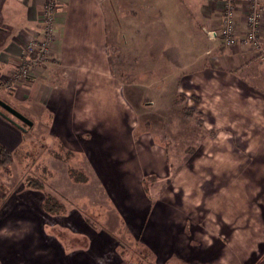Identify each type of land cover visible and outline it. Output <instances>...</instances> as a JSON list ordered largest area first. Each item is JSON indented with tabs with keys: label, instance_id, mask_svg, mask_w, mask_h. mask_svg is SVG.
Here are the masks:
<instances>
[{
	"label": "crops",
	"instance_id": "0c3cea01",
	"mask_svg": "<svg viewBox=\"0 0 264 264\" xmlns=\"http://www.w3.org/2000/svg\"><path fill=\"white\" fill-rule=\"evenodd\" d=\"M59 2L64 13L57 19L61 36L54 54L58 58L50 56L41 75L17 85L5 102L26 117L24 106L38 108V120L27 117L30 127L39 123L50 142L58 140L66 150L85 154L112 193L128 230L135 231L138 221L146 222L143 241L156 259L168 252L194 255L199 264H264V96L241 73L251 64L263 67L264 60L206 37L213 43L205 48L200 63L185 72L187 78L180 82L183 89L178 90L195 96L206 130L214 133L211 149H202L212 161L211 169H200L203 182L189 183L186 180L195 176L196 167L193 162L182 166L152 203L146 199V211L140 207L144 206L141 179L149 172L166 176L165 149L145 133L132 136L135 123L129 114L134 107L109 67L105 0ZM179 2L190 8L188 18L196 20L201 33L215 24L218 1ZM41 6V0L0 2L4 23L0 26V77L23 55L24 35L17 26L35 27ZM0 125L8 131L4 133L7 139H18L13 123L2 114ZM3 135L0 141L6 144ZM253 142L257 143L254 148ZM235 144L239 151L233 148ZM220 154L228 156L217 159L222 164L214 161ZM12 188L0 204V264L93 263L91 234L82 231L89 245L67 249L56 233L44 227L41 197L29 192L34 188L22 182ZM1 196L0 190V200ZM187 205L193 207L196 218L190 228L195 246L184 244L186 223L191 220L179 214ZM178 222L180 228L173 227ZM105 261L101 257L97 263Z\"/></svg>",
	"mask_w": 264,
	"mask_h": 264
},
{
	"label": "rangeland",
	"instance_id": "374dc122",
	"mask_svg": "<svg viewBox=\"0 0 264 264\" xmlns=\"http://www.w3.org/2000/svg\"><path fill=\"white\" fill-rule=\"evenodd\" d=\"M41 1L37 25L17 26L24 35L23 41L31 35H35L37 40L45 35L47 23L43 20V11L44 4L49 0ZM50 1L53 5L56 2L61 6L59 0ZM215 1L219 2L215 24L201 29L205 36L197 28L196 20L192 16L188 18L190 8L181 5L179 0H105L102 5L111 74L122 81L123 92L134 107L128 113L135 123L132 136L136 138L139 133H145L147 139L165 149L166 176L159 178L149 172L141 179L139 191L140 196H144V206L139 205L142 209L146 210L147 200L152 203L160 192L166 190L182 166L190 167L193 162L196 167L195 176L186 180L189 183L197 180L203 182V175H199V172L202 173L200 169H211L212 161L202 154V149H211L210 137L214 133L206 130L195 96L190 91L179 90L183 89L180 82L187 78L185 72L200 63L205 48L213 43L207 39L211 38L207 30H220V22L225 13L223 7L228 1ZM230 4L237 28L235 44H227L218 33L211 39H216L224 48H239L251 53V58L264 60V0H231ZM256 11L261 12L259 23L246 25L247 14H255ZM50 12L54 14V10ZM57 12L60 15L64 13L61 9L55 14ZM59 17L55 16L56 23ZM0 26H4L2 16ZM59 30L58 39L61 36ZM248 30L253 33L252 38L244 42L242 38L246 37L244 34ZM0 45H3L1 39ZM51 56L55 58L57 54ZM20 61L21 57L14 61V67L0 77V99L3 101L9 97L7 93L15 91L17 85L25 83L24 80L36 79V76L16 79L13 71L18 68ZM241 73L247 83L255 87L257 84V89L261 90L257 92L264 96V66L251 64L250 68ZM0 110L21 126H11L16 130L18 139L9 140L4 134L8 131L0 125V135L4 134L2 139H7L6 144L1 141L0 144L12 151L13 155L9 172L4 173L0 169V184L6 193L13 191L12 187L17 183L30 184L34 190L28 191L37 194L42 200L44 227L56 233L67 249L89 245V237L82 232L85 230L91 234L95 244L91 251L92 264H100L97 261L101 257L106 260V264H199L200 260L196 256L187 254V257L185 253L167 252L156 259L143 241L146 222L138 221L140 225L135 231L128 230L112 193L105 189L85 154L66 150L58 140L50 142L43 135L45 129L39 123L27 127L2 108ZM23 111L28 113V118L38 120V108L24 106ZM252 144L253 148L257 145L256 142ZM233 148L240 150L236 144ZM222 155L214 161L218 163V158H228ZM219 164H222V160ZM228 164L231 165L232 160ZM185 169L188 170L187 167ZM32 184L37 186L33 187ZM206 191L208 194L210 189ZM47 202L52 207L51 211L44 209ZM138 202L135 198V207ZM192 208L188 206L180 209L179 215L191 220L186 223L189 226L188 236L182 237L185 239L184 244L195 246L196 242L190 241V228L196 222ZM169 223L172 221L169 220ZM179 224L181 222L173 227H179ZM99 244L103 248L98 249ZM176 246L181 248L182 245Z\"/></svg>",
	"mask_w": 264,
	"mask_h": 264
},
{
	"label": "built area",
	"instance_id": "2783aa9c",
	"mask_svg": "<svg viewBox=\"0 0 264 264\" xmlns=\"http://www.w3.org/2000/svg\"><path fill=\"white\" fill-rule=\"evenodd\" d=\"M47 1V0H46ZM228 3L224 4L223 10H225V13H223V18L220 22V30L214 31L212 29L207 30V34L214 38L217 33L221 35L223 38H225V42L227 44H235L236 41V21L233 17V8L230 4L231 0H227ZM44 11H43V20H45L46 27H45V35L42 39L37 40L35 35H31L29 38H27L26 41H23V55L21 57V61L18 63V68H15L13 71L14 76L16 79H25V78H31V77H38L41 75V73L44 70V66L49 59L51 55L55 52V43L58 39L59 34V26H57V23L54 21L55 16H58L60 14H55L56 11H60V5L56 2L54 5L52 4V1H47L46 4H44ZM51 8V9H50ZM50 10H54V14H51ZM257 13L252 14L249 13L245 17V23L246 25L252 24L256 25L259 23L258 19L260 16V11H256ZM54 22V25H53ZM56 25V26H55ZM252 32L251 30L246 31L242 40L245 42H248L249 39L252 38ZM57 59V57L55 56Z\"/></svg>",
	"mask_w": 264,
	"mask_h": 264
},
{
	"label": "trees",
	"instance_id": "16d2710c",
	"mask_svg": "<svg viewBox=\"0 0 264 264\" xmlns=\"http://www.w3.org/2000/svg\"><path fill=\"white\" fill-rule=\"evenodd\" d=\"M12 162H13L12 151L7 149L4 145L0 144V169L4 173H8L9 172V167L12 164ZM28 186H30V184H28ZM32 186L36 187L37 185L32 184ZM0 190L2 192V196H1V200H0V204H1V202L6 198L7 193L4 191V187H3L2 184H0ZM44 209H47L48 211H51L52 207L47 202L46 204H44Z\"/></svg>",
	"mask_w": 264,
	"mask_h": 264
},
{
	"label": "water",
	"instance_id": "95a60500",
	"mask_svg": "<svg viewBox=\"0 0 264 264\" xmlns=\"http://www.w3.org/2000/svg\"><path fill=\"white\" fill-rule=\"evenodd\" d=\"M0 108H2L3 110H5L7 113H9L10 115H12L16 119L20 120L24 124H26L28 126L31 125L32 122L25 115H23L21 112H19L18 110H16L12 106H10L8 103H6L5 101H3L2 99H0ZM0 114H2L5 118H7L8 120H10L17 127L20 126V124H18L17 122H15L14 120H12L8 116H6L1 110H0Z\"/></svg>",
	"mask_w": 264,
	"mask_h": 264
}]
</instances>
